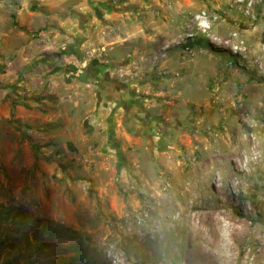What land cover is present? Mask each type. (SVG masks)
Instances as JSON below:
<instances>
[{"label":"rangeland","instance_id":"374dc122","mask_svg":"<svg viewBox=\"0 0 264 264\" xmlns=\"http://www.w3.org/2000/svg\"><path fill=\"white\" fill-rule=\"evenodd\" d=\"M85 1L0 0V264H264V0H99L81 69Z\"/></svg>","mask_w":264,"mask_h":264},{"label":"crops","instance_id":"0c3cea01","mask_svg":"<svg viewBox=\"0 0 264 264\" xmlns=\"http://www.w3.org/2000/svg\"><path fill=\"white\" fill-rule=\"evenodd\" d=\"M73 9L78 10L79 18L70 19V23L66 22L63 24L64 32L62 33L64 35L65 41L64 42V48L72 54L71 57H74L78 64H81L80 68H83L84 65V53L88 49L94 50L93 44H91L89 38L91 34H87L88 31L91 29L92 26H95L96 23L108 21L112 22L116 18V12L107 9L106 6L101 4V1L99 0H87L85 3H73ZM80 25L83 27V29L80 27ZM61 38V37H60ZM69 40H73L74 42L70 43ZM104 42V38L103 41ZM104 44H108V42H104ZM93 54L91 52H87V54ZM101 55V51L96 55ZM81 74V73H80ZM87 73L82 74V79H86ZM96 82L97 80L92 78L90 81ZM89 81V80H87ZM91 83V82H90ZM21 106L18 105V109H20ZM22 117L23 119H26L27 121L30 119L29 116V108H23ZM20 113V112H18ZM27 113V114H26ZM19 118V117H18ZM3 122V121H2Z\"/></svg>","mask_w":264,"mask_h":264},{"label":"flooded vegetation","instance_id":"af4514ba","mask_svg":"<svg viewBox=\"0 0 264 264\" xmlns=\"http://www.w3.org/2000/svg\"><path fill=\"white\" fill-rule=\"evenodd\" d=\"M101 85L103 86L104 90H105V93L113 98V99H118L119 101L122 100V96L121 95H118L119 92L121 93L122 92V89L120 87V85L118 83H116L115 81H111V80H108V78H105V80L101 81Z\"/></svg>","mask_w":264,"mask_h":264},{"label":"bare ground","instance_id":"6f19581e","mask_svg":"<svg viewBox=\"0 0 264 264\" xmlns=\"http://www.w3.org/2000/svg\"><path fill=\"white\" fill-rule=\"evenodd\" d=\"M215 225H216V224H215ZM218 225H219V224H218ZM218 225H217V226H218ZM218 227H219V226H218ZM218 229H219V228H218ZM215 235L220 236V235H219V232L217 231V229H215Z\"/></svg>","mask_w":264,"mask_h":264},{"label":"water","instance_id":"95a60500","mask_svg":"<svg viewBox=\"0 0 264 264\" xmlns=\"http://www.w3.org/2000/svg\"><path fill=\"white\" fill-rule=\"evenodd\" d=\"M156 125V124H155ZM155 127H158V129H161L158 125H156Z\"/></svg>","mask_w":264,"mask_h":264},{"label":"built area","instance_id":"2783aa9c","mask_svg":"<svg viewBox=\"0 0 264 264\" xmlns=\"http://www.w3.org/2000/svg\"><path fill=\"white\" fill-rule=\"evenodd\" d=\"M114 3H117V0H113Z\"/></svg>","mask_w":264,"mask_h":264}]
</instances>
